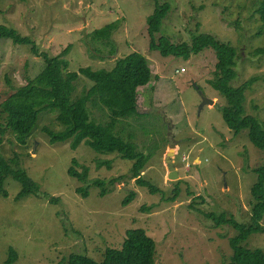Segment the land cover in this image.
<instances>
[{"label":"rangeland","instance_id":"1","mask_svg":"<svg viewBox=\"0 0 264 264\" xmlns=\"http://www.w3.org/2000/svg\"><path fill=\"white\" fill-rule=\"evenodd\" d=\"M262 0H160L171 7L160 35L174 43H192L194 36L211 35L238 50L236 77L231 86L256 78L246 92L245 110L264 129V54L258 49L257 9ZM153 0H0V26L28 36L39 51L52 57L63 54L67 71L78 68L111 70L118 59L138 52L148 61L150 83L138 89V115L122 121L117 134L151 155L142 175L159 192L151 193L130 179L132 162L116 154H100L84 145L75 151L69 143L51 145L44 130L64 131L56 115L44 111L24 146L8 131L0 136V156L17 157L19 167L38 184L37 195L20 200V185L4 181L7 198L0 197V264L8 249L17 253L14 264H59L71 253L101 261L106 249L122 248L126 232L144 229L156 242L157 264H223L232 255L231 227L215 228L203 213L234 215L250 223L254 170L264 156L248 139L235 136L222 119L226 101L209 81L214 77L216 56L205 49L191 56H162L150 50L148 18ZM118 29L109 41L93 42L90 35L107 26ZM44 61L26 45L0 39V102L44 69ZM92 85L80 76L74 95ZM204 100L213 104H204ZM90 118L106 124L109 113L87 104ZM0 114V123H3ZM169 128L178 142L172 162L178 172L169 178ZM89 168L88 181L79 183L67 171L72 160ZM112 161L98 167V162ZM124 176L112 193L99 196L90 183ZM88 185L86 198L75 189ZM107 188V187H106ZM130 191L136 197L127 206ZM60 199L58 205L48 198ZM148 209V210H147ZM247 246L264 251V234L251 237Z\"/></svg>","mask_w":264,"mask_h":264},{"label":"trees","instance_id":"2","mask_svg":"<svg viewBox=\"0 0 264 264\" xmlns=\"http://www.w3.org/2000/svg\"><path fill=\"white\" fill-rule=\"evenodd\" d=\"M154 13L148 18V35L150 50L158 51L162 56L183 57L185 59L211 49L217 59L214 77L209 81L210 86L225 98L226 105L222 110V119L229 130L240 135L248 132L250 143L264 156V129L259 121L247 115L245 110L246 92L256 82L251 78L240 86H231L236 77L234 69L238 50L225 43H221L211 35L194 36L192 43H174L171 38L160 35L164 21L171 12L166 2L153 0ZM258 36L263 38V46L258 49L264 54V0L257 9ZM118 29L117 24L96 31L90 35L93 42L109 41ZM0 39H8L14 45L30 47V53L44 61V69L35 76L27 79V83L19 87L0 102V114L3 123H0V136L10 131L18 144L24 146L36 128L39 115L49 111L56 115V120L64 129L61 133L44 130L50 138L51 145L69 143L70 149L75 151L84 145L93 152L100 154H116L123 160L132 162L130 179L140 187L147 188L151 193L159 190L152 183L145 180L142 173L151 159V155L140 153L136 146L124 141L118 134L117 128L122 121L138 115V89L147 86L152 77V70L147 59L138 52H132L116 61L111 70H92L78 68L77 71H67L68 62L64 58L67 48L62 55L52 57L38 47L28 36H20L15 30L0 26ZM80 76L92 83L89 88L83 89L81 94L74 95L75 83ZM91 107L104 108L109 113L106 124H97L90 118L87 104ZM1 120V119H0ZM112 161L98 162V167L107 165L110 170ZM73 159L69 167L68 176L79 182L88 181L89 168L81 166ZM257 180L251 188V217L250 223H240L234 215L220 213H203V216L215 228L231 227L235 236L229 239L232 255L223 264H264V251L261 248L251 249L247 246L248 240L254 235L264 234V162L254 170ZM11 177L20 185L16 200L29 195H37L39 186L19 167L17 157L5 159L0 156V197L7 198L4 181ZM119 176L109 180L95 179L90 183L100 190L99 196L105 197L112 193L114 186L123 181ZM107 187V188H106ZM75 192L81 197L88 196V185L78 187ZM136 197V192L130 191L122 205L127 206ZM50 204L58 205L60 199L48 198ZM148 210V209H147ZM156 242L144 229H131L126 232L122 248H108L103 259L95 261L85 254L71 253L59 264H157ZM17 253L8 249V256L3 264H14Z\"/></svg>","mask_w":264,"mask_h":264},{"label":"water","instance_id":"3","mask_svg":"<svg viewBox=\"0 0 264 264\" xmlns=\"http://www.w3.org/2000/svg\"><path fill=\"white\" fill-rule=\"evenodd\" d=\"M204 104L212 105L213 101L203 99V102L201 104L200 109L203 107ZM172 131H173L172 128H169V144H170L169 149L170 150L168 153L167 163H168V167H169V171H170L169 178L170 179H176L179 175H178V172L173 165L172 156H174L176 153V148L178 147V142L174 139Z\"/></svg>","mask_w":264,"mask_h":264}]
</instances>
